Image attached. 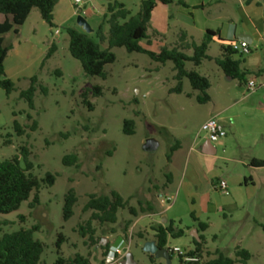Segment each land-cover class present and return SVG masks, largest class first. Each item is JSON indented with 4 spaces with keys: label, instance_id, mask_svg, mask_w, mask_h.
I'll return each mask as SVG.
<instances>
[{
    "label": "rangeland",
    "instance_id": "rangeland-1",
    "mask_svg": "<svg viewBox=\"0 0 264 264\" xmlns=\"http://www.w3.org/2000/svg\"><path fill=\"white\" fill-rule=\"evenodd\" d=\"M56 1L53 27L33 9L18 34L8 33L4 37L5 45L10 47L4 67L14 91L7 96L0 89V163L19 156L21 147H25L32 166L30 173L38 180L44 179L47 173L53 174L55 182L51 187H41L39 203L34 208H29L33 191L17 211L0 216V220L10 223L2 232L36 226L38 231L34 238L44 245L40 264H55L58 257L68 259L75 255L88 258L90 264H104L103 255L110 249L120 251L114 264L122 262L127 253L138 264H151L142 251L145 238H138V233L148 239L151 237L150 229L143 228L146 219L133 227L135 219L127 210L118 212V220L113 225L93 221V241L80 232L91 215L83 210L88 197L110 196L115 191L136 211L139 203L143 208L157 205L159 210H164L163 217L173 222L176 231L183 233L169 239L167 249L193 250L191 230H198L197 224L201 222L207 225L204 232H199L204 237L207 252L218 250L232 257L235 249L240 248L251 255L247 264H264L261 230L264 226V167L250 166L252 159L264 160V113L260 109H264V92L248 93L246 85L228 80L213 62L206 60L197 69L187 63L186 70L194 69L210 84L207 95L213 102L200 105L189 100V95L200 93L191 89L187 79L183 80L180 95L167 92L176 85L170 62L160 65L144 54L127 53L123 48L112 49L115 62L105 66V80L88 77L69 54L66 29L72 27L83 32L76 24L80 16L92 29L88 34L90 38L99 43L96 30L106 14L107 4L113 0H82L78 7L70 0ZM142 1L119 0V3L134 15ZM179 1L172 0L168 6L158 5L152 13L147 26L151 50L158 52L162 47L176 46L181 33L186 34L188 43H199L206 29L217 31L226 46L233 34L238 43L243 29H249L254 39V25L263 24L262 0H251L260 2L259 7L245 3L247 0H181L186 8L179 5ZM194 5H202V8L196 9ZM107 31L105 24V35ZM52 44L56 50L41 67ZM140 45L147 47L146 41ZM106 46V42L100 43L101 49ZM248 46L255 55L262 51L264 43L254 40ZM185 52L191 54V51ZM221 53V44L215 39L207 54L216 58ZM251 54L236 53L232 58L243 62ZM33 77L37 78V91L34 110H29L19 94L28 89ZM40 86L47 89L46 95L40 93ZM95 87L100 88L101 95L88 93L92 106L89 111L82 104L80 94ZM212 107L224 110L218 115V121L226 131L221 141L226 142L217 147L211 163L199 160L192 152V204L186 191L178 194L176 186L167 191L160 187L157 191L155 186L165 181L168 169L175 175L182 174L186 145L204 139L200 127ZM27 114L32 120L27 119ZM33 120L38 125L35 132L29 129ZM125 120L134 122L133 135L123 134ZM14 121L25 128V135L17 136ZM174 138L185 146L169 165L166 156ZM148 139L158 143L153 152L142 150ZM68 154L77 155V168L62 165V158ZM208 171H211L209 175ZM218 178L228 182V196L213 190L211 182H217ZM70 189L75 192L77 203L73 216L64 221L63 199ZM158 194L161 198L157 199ZM59 235L63 242L57 248ZM105 246L107 250L103 249ZM202 258L206 260L204 254ZM154 264L167 262L156 259ZM170 264H179V258L170 254Z\"/></svg>",
    "mask_w": 264,
    "mask_h": 264
},
{
    "label": "trees",
    "instance_id": "trees-1",
    "mask_svg": "<svg viewBox=\"0 0 264 264\" xmlns=\"http://www.w3.org/2000/svg\"><path fill=\"white\" fill-rule=\"evenodd\" d=\"M171 3L172 0H144L140 3L138 12L131 15L124 5L119 3V0H113L112 3L107 4L106 14L103 16V21L96 30V37L99 43L90 38L88 34L80 32L75 28L69 27L66 29L69 54L79 62L86 76L97 77L103 80L106 79L105 66L115 62V55L112 53V49L114 48H123L127 53L144 54L150 60L160 65L170 62L176 85L168 92L176 95L181 94L183 80L187 79L191 89L200 93V95L195 97L196 102L198 104H206L209 102L207 91L210 85L208 80L194 69L186 70L185 67L187 63H191L193 68H197L203 61L211 60L207 55V51L213 38L218 36L217 31L207 30L199 44L193 41L188 43L186 41V34L181 33L176 46L171 48L162 47L158 52L143 48L140 45L142 41H146L147 46H150L147 36V26L156 5L168 6ZM178 3L185 8L187 7L181 0ZM56 4V0H0V15L5 18L0 24V89L7 96L14 91V84L10 79L6 78L4 72V60L10 50V47L5 45L4 36L8 33L18 34L19 28L25 23L33 9L38 11L41 19L46 24L53 27V13ZM105 24L108 26L106 35L103 32ZM104 42H106L107 46L105 49H101L100 43ZM55 50L56 47L52 44L42 61L41 67L53 55ZM185 51H191V54H187ZM221 51V56L214 59L217 67L226 77L238 81L240 85H246V78L252 74L240 68L242 64L241 60H234L232 58L236 52H233L229 45L221 46ZM263 72L264 70H259L254 76H259ZM36 85L37 78L33 77L30 79L28 89L21 91L19 94V97L26 102L29 110H34ZM91 92L95 96L101 95L99 87L85 89L80 94L82 104L89 108V111H92V106L87 96ZM40 93L46 95L47 89L40 86ZM27 119L32 120V116L27 114ZM13 127L17 136L25 135V128L20 126L16 121L13 122ZM37 128L38 125L33 120L29 129L31 132H35ZM122 132L128 136L133 135L134 122L132 120H125ZM6 143H10V141L8 140ZM174 151L175 147L169 149V153L166 156L168 162ZM28 155L27 149L21 147L19 156L14 155L10 159L0 163V216L17 211L20 205L29 199L33 191L35 194L29 203V208H34L39 203L38 193L41 187H51L55 182V175L50 173H47L42 180L34 177L30 173L32 166L28 163ZM19 157L25 163V170L20 168ZM61 163L64 167L77 168L78 157L76 154L65 155ZM250 166L253 168H263L264 160L253 159L250 162ZM76 203V194L70 189L63 199L62 218L64 221L69 220L73 216V208ZM83 210L91 212V215L85 226L80 227V232L83 237L89 235L88 239L90 241H93L94 235V230L91 228L93 221H97L101 225H113L118 220L117 214L120 210H127L133 218L137 217L139 213L143 214L146 211H151L149 208H143L140 203L139 209L136 211L128 205L127 200H124L115 191H112L110 196L98 197L90 195ZM20 220L23 221L24 217L21 216ZM9 224L7 221L0 220V264H40L44 245L34 238V233L38 231V228L33 226L29 229L21 228L15 232L3 233L2 228ZM197 225L198 232H204L207 229V225L204 223L198 222ZM261 230L264 235V226H261ZM152 231L154 232L153 241L158 249H167L169 239L180 237L183 234L182 231H176L173 228V222H169L166 226L160 225L152 229ZM138 238L144 239V234L138 233ZM62 242L63 237L59 235L57 248H59ZM193 244L194 248L188 252L189 256L202 258L205 244L204 237L198 235V240L193 239ZM103 249L107 250L108 246H105ZM205 256L206 260L202 258V261L199 263H183L179 259V264H247L251 259L250 253L240 248L235 249L234 258H229L218 250L213 253L206 252ZM147 258L151 264H154L156 261L149 254H147ZM55 264H90V261L88 258L75 255L73 258L68 259L58 257Z\"/></svg>",
    "mask_w": 264,
    "mask_h": 264
},
{
    "label": "crops",
    "instance_id": "crops-1",
    "mask_svg": "<svg viewBox=\"0 0 264 264\" xmlns=\"http://www.w3.org/2000/svg\"><path fill=\"white\" fill-rule=\"evenodd\" d=\"M214 1H217V0H214ZM262 2H264V0H262ZM245 3L249 4V3H254L256 6H260V2L258 1H251V0H247ZM74 5V4H73ZM159 4L156 5V7L158 6ZM75 6V5H74ZM76 7V6H75ZM155 7V9H156ZM194 8L198 9V8H202V5H194L193 6ZM154 9V10H155ZM153 10V12H154ZM55 11V9H54ZM152 12V13H153ZM152 15V14H151ZM53 16H54V13H53ZM168 18V17H167ZM4 17L2 16L1 17V22L0 24L4 21ZM262 26H259V25H254V39L251 38L250 36V31L249 29H243L241 30V32H239V36H242V35H245L248 37V39L250 41H247L245 40V42L249 45V44H253L254 43V40H256V42L258 44H261L262 42L264 43V10H263V16H262ZM207 30H210V31H213L212 29H206L205 32ZM215 32V31H213ZM107 34V33H106ZM238 36V37H239ZM5 37V36H4ZM221 38L220 35L216 36L213 38L212 41H214L215 39H217L219 41V43L221 44V46H223V40H219L218 39ZM234 38V34L232 35V41H235ZM5 42V41H4ZM229 42V43H230ZM200 43V42H199ZM199 43H196V44H199ZM212 43V42H211ZM228 43V44H229ZM142 46V45H141ZM227 46V44H226ZM143 48H146V49H150V46H147V47H144L142 46ZM209 48H210V45H209ZM209 50V49H208ZM248 50H249V54H251L250 52V48L248 46ZM153 51V50H151ZM155 52V51H154ZM208 52V51H207ZM208 55V54H207ZM209 56V55H208ZM221 56V55H220ZM218 56V57H220ZM7 57V56H6ZM211 58V60H207V61H210V62H213V64L217 67V65L215 64L214 62V59L213 57L209 56ZM216 57V58H218ZM6 59V58H5ZM206 61V60H205ZM204 62V61H203ZM202 62V63H203ZM4 63H5V60H4ZM202 65V64H201ZM200 65V66H201ZM199 66V67H200ZM218 68V67H217ZM240 68L244 71H247L249 73H251L252 75L248 76L246 78V82L248 80H251L253 79L257 85V89L256 91L258 90H261L264 92V89L261 88L262 85H264V72L261 73L259 76H254V74L259 71V70H264V47L262 49V51L258 54H251L249 55L248 59L246 61H243ZM194 69H197V68H194ZM219 69V68H218ZM220 70V69H219ZM4 72H5V76L7 78H10L7 73H6V70H5V67H4ZM201 75V74H200ZM224 75V74H223ZM174 76V75H173ZM203 77H205L204 75H201ZM225 76V75H224ZM226 77V76H225ZM206 78V77H205ZM228 80H231L233 81L231 78L229 77H226ZM207 79V78H206ZM208 80V79H207ZM209 82V81H208ZM210 85V84H209ZM210 88V87H209ZM171 89V88H170ZM169 89V90H170ZM168 90V91H169ZM209 90V89H208ZM167 91V92H168ZM169 93V92H168ZM170 94V93H169ZM207 94H208V91H207ZM180 95V94H179ZM209 96V95H208ZM195 97L196 95L192 94L191 96H189V100H195ZM196 101V100H195ZM213 102L212 98L209 96V102L206 103V104H200V105H207L209 103ZM261 111L264 113V109L263 108H260ZM224 110L223 109H219V108H214L212 107V109L210 110V112L208 113V115L205 117L204 121L202 122V124L207 121L208 119L212 118V117H215L218 119V115H220ZM223 126V125H222ZM224 128V126H223ZM225 129V128H224ZM226 142V141H225ZM225 142L224 141H219L218 143H211L209 142L208 140L206 139H203L202 141L200 142H193L191 141V143H189L188 145H186L187 147V156H186V162H185V167L183 169V172L181 175H175L173 174V172L171 171V169H168L169 173L165 174L164 177H165V181L161 184V186H159L158 184H156L155 186V189L157 191H159L160 187L164 190V191H167L169 188H171L172 186H176L175 190L178 194L181 193L182 190H185L186 193H187V198L189 199L190 203L192 204V152L195 153V155L199 158V160H202L204 161L205 163H211V161H214L215 160V155L217 153V147H221L223 145H225ZM171 147H175V151L172 153L171 155V159L169 161V165H172L173 164V161H174V158L175 156L178 154L179 151H182L183 150V142H181L179 139H176L174 138L171 142ZM253 160V159H252ZM251 160V161H252ZM211 171H208L207 174L209 175ZM217 180H224V179H217ZM226 181V180H224ZM227 182V181H226ZM251 182V180H250ZM216 183V182H215ZM214 182H211V186L213 188V190L216 192V190L214 189ZM228 183V182H227ZM218 192V191H217ZM221 194V193H220ZM157 199L158 197L161 198V195L158 194L156 195ZM147 208H149L151 211H146L145 213H143L142 215H138L137 217H135L133 223H132V226L133 227H136V226H139V224H142L143 222V219H146V225L145 222L143 224V228L147 227L148 229H150V238H145V240L143 241V243L147 242V241H153V235H154V232L152 231V229H155L157 228L158 226H166L169 222H172L170 220H167L166 218L163 217L164 215V210H159L157 208V205H151V206H147ZM146 208V209H147ZM191 218H192V214H191ZM195 219V218H193ZM196 220V219H195ZM195 234V236L193 235ZM198 235H201L197 229L195 230H191V238L195 239V237H198ZM196 240V239H195ZM192 250V249H189V251ZM207 251L205 250L204 248V255ZM209 252V251H208ZM209 253H212V252H209ZM229 258H234V252L232 254V257H229Z\"/></svg>",
    "mask_w": 264,
    "mask_h": 264
},
{
    "label": "built area",
    "instance_id": "built-area-1",
    "mask_svg": "<svg viewBox=\"0 0 264 264\" xmlns=\"http://www.w3.org/2000/svg\"><path fill=\"white\" fill-rule=\"evenodd\" d=\"M76 7L82 5V0H70ZM55 34H58V31H55ZM230 49L233 52L239 53L241 55H245L249 53L248 44L245 41L239 40L238 43L235 41L230 42ZM246 88L248 93H253L257 89V85L253 79L248 80L246 82ZM264 89V85L261 86ZM200 132L204 134V139L208 140L211 143H218L226 137V131L223 126L220 124L217 118L212 117L205 121L201 127ZM214 189L221 193L224 196H228L227 191V182L224 180H218L214 184ZM170 254L176 255L179 259L182 260L183 263H199L202 261V258L198 256H189L187 251H182L179 248L168 249ZM120 255V251L118 249H110L103 256L104 264H114L118 260V256Z\"/></svg>",
    "mask_w": 264,
    "mask_h": 264
},
{
    "label": "water",
    "instance_id": "water-1",
    "mask_svg": "<svg viewBox=\"0 0 264 264\" xmlns=\"http://www.w3.org/2000/svg\"><path fill=\"white\" fill-rule=\"evenodd\" d=\"M76 24L79 28L83 30L86 34H91L92 29L88 25V23L80 16L76 18ZM238 40L241 41H250L247 36L242 35L238 37ZM158 143L154 139H148L145 141L144 145L142 146V150L144 152H153L157 149ZM20 168L22 170H25V163L22 158L19 159ZM196 240H198V237H195ZM142 251L145 254H149L153 256L155 259H162L167 262V264H170V253L168 249H158L155 245L154 241H147L143 244ZM119 264H138L132 257L130 253H127L124 260L120 262Z\"/></svg>",
    "mask_w": 264,
    "mask_h": 264
}]
</instances>
